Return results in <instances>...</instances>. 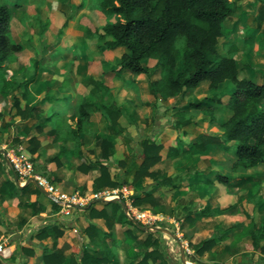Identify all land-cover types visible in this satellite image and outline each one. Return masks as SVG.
Instances as JSON below:
<instances>
[{
	"label": "rangeland",
	"instance_id": "obj_1",
	"mask_svg": "<svg viewBox=\"0 0 264 264\" xmlns=\"http://www.w3.org/2000/svg\"><path fill=\"white\" fill-rule=\"evenodd\" d=\"M3 1L8 4L11 12V35L14 40L19 41L22 45V50L15 55L16 58L13 61H6L5 67L11 69V67L26 65L27 68L25 70L20 69L19 72H15V79L23 81L24 77L34 71L33 62L37 60L34 81L26 87L28 88L27 97L23 98L21 96L22 87L17 89L16 93L14 92L19 99L20 107L32 105L35 107V111H26L28 115L25 114L26 117L23 118L17 113L16 108L12 104L11 96L0 94V149L4 151L3 155L10 150L14 155L23 156L21 154L22 149L24 148L28 151L31 146L28 142L30 135L38 140L39 145L42 140L43 143H46V141L53 142L55 146L56 143L52 139V135L49 134L53 126V120L44 123L41 131L36 130L32 123L41 122L44 117L63 111L66 114L75 116L77 115L78 104L82 103L89 116L84 123V131L81 134L83 139V143L79 147L81 157H77L76 153H73V157L77 158L79 163L98 159V161L106 163L114 179H120L123 178L124 174L123 170L116 166V161L125 159L127 165L129 162L134 161L135 167L131 168V172L125 176L126 183L115 188L120 189L124 186V188L132 189V193L140 192L155 185V180L150 176L135 178L134 175V170L142 161L140 151L143 150L146 142H149L151 145L161 146L156 151L159 155V160H161L156 165L153 164L150 170L158 172V179L163 176L168 177L179 189L182 188L181 190L184 191L182 196H178L172 194L171 190L168 192V190L162 189L163 195L158 198L159 201L156 206L157 209L160 207L162 211L154 214L156 218L136 220L133 218V213L129 208L128 210L125 208V211L123 209L128 218L139 221L143 227H163L176 235L174 238L165 231L157 230L156 236L161 240L162 251L166 259L150 260L151 263L182 264L180 245L178 243L180 241L188 264H211L213 262L218 264H264V256L261 258L259 251L253 250L249 241H242L238 247L232 248L229 245L231 240L229 239L218 243L212 252L197 254L193 251L192 245L202 239L206 231L213 228L215 223L212 220L203 219L200 223H197V227L194 229L189 225L187 226L186 220H181L182 218H180L181 206L194 208L202 205V193L208 188L203 180L201 182L196 181L188 175L192 173V170L200 169L201 167L204 168V175H206L215 167V170H220V172L228 175L231 174L233 181L229 188L232 193L229 195L225 194L227 193L224 192L226 187L218 184L219 188L214 190L213 198L218 195L222 204L235 203L237 208L235 214L229 215L224 220L222 219L220 223H223L224 226L231 223L242 225L251 220L255 225H258L264 215V165L252 169L238 168L232 170L233 148H230L229 151H223L216 144L212 146L207 154L216 161L213 164L206 159L199 158L200 156H197L196 152L187 156L184 155L185 153H181L183 155L178 159L168 157L169 147H171V151L174 146L179 147V140L184 141L183 134H188L191 138H194L200 132L207 133L210 132L211 127L216 128V124H213V126L212 121L209 120L210 116L206 112L207 104H205L203 109H192L184 106L187 103L186 99L194 101L204 96L211 97L212 100L208 98L206 102L214 107L215 112L218 111L220 113L215 117L216 122L220 123L231 113V110L224 106V102L232 91L233 84L229 80H225L217 89H208L206 87L208 85L207 81H202L193 91L188 93L186 98L164 101L152 97L148 93V82L158 77L157 68L149 76L133 74L128 71L122 72L121 76L115 75L119 57L125 49L122 46H117L113 49L103 48V42L109 37L99 36L100 31L98 29L105 21L114 20V17L99 8V0ZM241 1L248 3L244 6L241 5L242 2L240 4V9L242 8L244 12V23L248 26H254L256 23L255 13L260 10L258 5L260 0ZM236 14H238V9L235 10L233 15ZM230 21L231 18L228 17L225 23L229 24ZM225 23L223 22L225 30L223 36L225 37L223 39L219 38L217 44L220 52L228 49L227 39L229 37L227 35L229 34V28ZM259 38L256 41V37L251 39L254 46L250 50L245 51L246 47L243 46L237 58L239 76L249 78L254 83L261 82L262 73L264 72V43L263 47L260 45V48H256L258 50L254 49L259 40H264V31L261 32ZM243 43L248 44V41ZM248 54L253 56L254 60L249 63L250 67L246 69V66L241 67L243 66L241 59ZM241 63L242 65H240ZM153 64V59L146 61L148 66ZM215 98H219L221 102L218 103L213 100ZM106 105L114 110L121 109L117 120L124 127L122 134H108L113 139L115 151L107 161L102 158V150L94 139L96 133H106L108 131L105 124L107 118ZM219 109L223 110V112H220ZM73 116L70 118L72 125L74 124ZM177 118L179 120L189 118L190 122L179 124L175 127L174 124L177 122ZM26 127L30 128L28 132ZM55 140L58 139L56 138ZM185 141H188L187 138ZM38 153V156L25 153L23 157L29 159L36 169L41 173H45L51 181L52 175L49 173L47 166L48 162H50L48 157L53 155L55 151L48 154L47 157H45V151L41 152L38 150ZM1 154L0 178L9 173L8 164ZM240 175L244 177L250 175L251 180L240 182L237 180ZM87 180H89V177L85 178L83 186L78 187L81 194L88 192ZM259 180L262 182L260 183ZM30 184L33 185L32 183ZM105 189L113 188H103L97 191L92 189V191L98 192ZM117 194L119 197L123 195L122 192ZM256 197H258L257 200H255ZM5 200L7 199L0 195V237L10 238L8 243L12 246L13 252L7 258L8 261L20 264V257L24 256L23 248L32 249L26 246L27 236L29 235L25 230L26 219L18 212L20 208L18 204L15 206L12 199H9V202L4 204ZM96 202L93 201L90 205L94 206ZM45 203L50 204V201L47 199ZM135 209L147 210L150 214H153V209L149 210L133 206V210ZM55 212L57 211L55 210ZM118 215H120V212H118ZM79 219L78 217L77 229L70 233L67 232L60 240L61 248L56 246L57 249L55 251L59 249L62 255L66 256L70 252L75 254L82 250L83 245L84 249L89 252L96 254H102L100 252L107 253L104 248L109 244L110 240L106 245V242L98 234V238L88 242L87 237L82 235L80 230L85 222L82 221V218V220ZM53 222L56 223L57 220ZM126 227L125 225H118L117 234L114 232L115 237L118 236L117 238L121 239L124 236L123 231ZM133 231L138 238V241L135 242L136 245L146 238L149 231L155 230L145 228L134 229ZM34 234L35 232H32L30 237L32 238ZM52 241L53 235H51ZM50 245L51 243L49 242L40 251L34 264H46L43 259L44 254L55 253L50 248ZM114 250L118 252V257L112 259V264H129L130 260L125 257V250L121 244L115 246ZM243 252H246L248 257L240 258ZM248 258L251 260L250 263L247 262Z\"/></svg>",
	"mask_w": 264,
	"mask_h": 264
},
{
	"label": "trees",
	"instance_id": "obj_2",
	"mask_svg": "<svg viewBox=\"0 0 264 264\" xmlns=\"http://www.w3.org/2000/svg\"><path fill=\"white\" fill-rule=\"evenodd\" d=\"M98 6L114 17V20L105 21L98 29L99 36L109 37L103 42V48L113 49L122 46L125 49L119 57L115 75L121 76L122 72L128 71L133 74L149 76L157 68L158 77L148 82V93L152 97L164 101L168 98L181 99L204 80L208 81L210 89H217L225 80H229L233 84L232 91L224 102V106L231 110V114L221 123V131L215 134H197L194 142L187 143L181 152H191L193 149L204 150L206 143L215 142L222 150L227 151L233 148L232 170L238 167L247 169L264 165V72L261 83H254L248 78L240 77L234 58V53L237 50L236 45L232 44L230 50L225 54H221L217 50L218 38L225 34L223 22L234 10L235 5L232 0H99ZM10 19L11 12L8 4L0 0V94L3 96L9 94L17 113L25 118V114L28 115L26 111H35L36 109L32 105L20 107L19 99L14 91L23 85L27 86L34 80L37 60L33 62L34 71L22 82L17 81L14 73L5 67V62L13 61L16 58L15 55L22 50L21 43L14 40L11 35ZM149 59L154 60L152 66L146 65V61ZM19 69L22 70L21 67ZM23 95L25 96V92ZM214 100L221 102L219 98ZM205 104L208 106L206 112L210 116L209 120L213 121L214 107L206 102V97L189 101L184 106L203 109ZM105 107L107 117L105 124L108 131L96 133L94 139L102 150V158L107 161L115 151L113 139L108 134H122L124 127L117 120L121 109L114 110L108 105ZM65 114V111L51 114L44 117L41 122L32 123V126L36 130H41L44 123L53 120L49 134L60 139L63 144L73 141L75 144L74 153L81 157L79 149L83 143L81 134L89 113L84 105L79 103L77 115H71L74 120L73 125L68 123ZM176 121L175 127L190 122V119L179 120L177 118ZM29 129L26 127L27 132ZM28 142L31 145L28 151L31 154L35 153L39 146L38 140L34 136H30ZM160 147V145H151L146 142L143 150L140 151L142 161L134 170L135 178L150 176L155 180L154 186L174 187L175 184L168 177L163 176L158 179V172L150 170V167L159 160L156 151ZM63 151L64 146L60 145L58 151L48 157V160L58 163L59 156ZM176 151L178 150L175 149L174 152ZM128 165L125 163V159L116 161V166L121 168L124 174L120 179H114L106 163L98 161V159L89 162L82 161L77 169L85 173L93 169L99 170V174L94 178L92 184V189L97 191L125 184V176L131 172V168L135 167V162L131 161ZM10 172L9 170V174ZM201 176L202 173L195 171L193 179L200 181ZM242 179L248 181L251 180V177L246 176ZM204 182L205 184L217 183L228 186L230 176L215 172L212 179H206ZM154 186L132 193L130 195L132 206L153 209L152 213L154 214L161 213L162 209L156 207L159 199L152 194ZM30 193L40 194L41 191L29 184L18 186L12 177L5 178L0 184L1 196H18L19 206L30 207L32 211H43L45 209L43 204L37 200L30 202L27 199ZM103 203L104 207L100 210L89 205L86 211L90 217L105 218L110 229L108 232L98 231L92 226L88 234L92 240L100 235L106 245L110 240L109 244L104 246L107 253H90L82 247V250L75 254L70 252L63 256L59 249L55 251L57 249L56 237L61 234V231L55 227H44L37 233V236L53 235L50 248L55 251L54 254H44L43 259L46 264H112V259L118 257V252L114 250V247L120 244L124 247L125 257L130 260L129 264H154L150 260L166 259L162 251L161 240L156 236L157 230L149 231L146 238L140 241V244L135 245L138 238L133 230L141 229L139 226H142V223L139 221L135 223L123 212L122 204L125 203L123 196ZM51 206L54 210L58 209V205L54 201H51ZM232 212H234L233 204L215 209L209 206L194 208L183 206L180 218L193 224L205 217ZM114 221L127 226L123 231V239L115 237V233L112 231ZM232 227L233 225L228 228L217 225L209 236L203 237L192 245L193 251L203 254L212 249L228 237V231ZM239 234V236H248L251 239L252 249L258 250L261 258L264 256V215L258 225L250 221ZM23 251L26 256L32 254V251L27 248H23ZM241 255L243 258L248 257L246 252Z\"/></svg>",
	"mask_w": 264,
	"mask_h": 264
},
{
	"label": "crops",
	"instance_id": "obj_3",
	"mask_svg": "<svg viewBox=\"0 0 264 264\" xmlns=\"http://www.w3.org/2000/svg\"><path fill=\"white\" fill-rule=\"evenodd\" d=\"M232 1L234 2V5L235 6H234V10H233L232 14L230 16H228V17L231 18V21H230L229 24H226L225 21H226V19L228 17L224 20V23L229 28V34L227 35L229 37L227 39L228 49L227 50L224 49L223 51H221V52L218 51V52L221 53V54H225V51L230 50L232 44L236 45L237 50L234 53V58H235V61H236L237 68L239 70V64H238L237 58H238L239 52H241L240 50L242 49L243 46L246 47L244 49L245 51L250 50L254 46V43H252V40L251 39H255V37H256L255 41L258 40V39H260L259 37L261 36V32L264 31V3H263V0H260L258 2V5L260 6V10L257 13H255L256 23H255L254 26H248L246 23H244V19H243V16H244L243 13L244 12H243L242 8L240 9L241 5L244 6L245 4H248V3L246 1L242 2L241 0H232ZM241 2H242V4H241ZM237 9H238V14L233 15L234 12H235V10H237ZM258 34H259V36H258ZM224 37L225 36H221L219 38H222L223 39ZM219 38H218V40H219ZM244 41H248V44H244L243 43ZM263 43H264V40L263 41H260L259 40L257 42V46L254 49L255 50H258L256 48H260V45H262L261 47H263ZM217 50H218V48H217ZM253 58L254 57L251 56V55H249V54L248 55H245L241 59V61L243 62V66H241V67H245L246 66L247 67L246 69H248V67H250L249 63L252 60H254ZM240 65H242V63ZM20 67L22 69H24V70L27 68L26 65L25 66L24 65H19V66H16V67H11V69H8V68L7 69L10 72L14 73V75H15V72H19V70H20L19 68ZM23 79L25 80L26 77H24ZM262 80H261V82H262ZM33 81H31V82H33ZM31 82H29V84L27 86H24V85L21 86L22 89H23V91L21 93V96L23 98L27 97V92H28L27 89L28 88H26V87H28ZM207 83H208V81H207ZM206 87L208 89H210L208 87V85H206ZM194 89H192L191 91H193ZM14 92L16 93V90ZM24 92H25V96L23 95ZM186 96H185V98H186ZM204 97H206L207 100H208V98H211V97H208V96H204ZM174 99L177 100L176 98H168L167 100H174ZM211 100H212V98H211ZM189 101L190 100H187L186 99V102H189ZM173 106H175V105H173ZM224 109H225V107H224ZM219 111L220 112H223V110H221V109H219ZM219 114L220 113L218 111L215 112V114H214V120L212 121V125L213 124H216V128L215 127H211L210 132H207L208 134L219 133L221 131V123L230 116L229 115L228 117H226L224 120H222L219 123V122H216V120H215L216 119L215 117L217 115H219ZM67 115H68L67 121H68V123H70L72 125V123L70 121L71 115L66 114V116ZM200 133H206V132H200ZM54 137L55 136L52 135V139H54V142L56 143V145H55L56 147L53 145L54 144L53 142H47L46 141V143H43L42 140H41L38 149L36 150L35 153H33V155L38 156L39 155L38 150L41 151V152L45 151V154H46L45 157H47L48 154H50L51 152H54V151L57 152L58 149H59V147H60V145H63L64 146V151L62 152V154H60L59 159H58V163H56V161H50V162H48V165L47 166H48V169H49V173L52 175V177H51L52 180L50 182L58 190H63V191H65V190L66 191L77 190V191H80L78 189V187L83 186L85 184L84 183L85 182V178L89 177V180H87L86 184H87V189H88L87 191L88 192H91L92 191L93 180L99 174V170L98 169H93V170H89L86 173L85 172H80L77 169V166L80 163L77 161V158L73 157L74 156L73 155V153H74V146H75L74 142L73 141H68L65 144H63L60 141V139H58L57 137H55V138ZM56 138L59 141L58 140H55ZM186 138H187L188 141H185ZM183 139H184V141L183 140H179V145H178L179 147L174 146L171 149V151H170V148L171 147H169V151H168V155H169L168 157L169 158H171V159H178L179 157H181V155H183L181 153H184V152H181V150L184 149V147H186L187 143L194 142L195 137L194 138L193 137L191 138L188 134H183ZM214 144H216V143H214V142H208V143H206L204 150H196V149H193L191 152H186L184 155L187 156V155H189L191 153L196 152L195 154L197 156H200L199 158L206 159L210 163L213 164L216 161H214V159H212L207 154H208V151L212 148V146ZM54 147L57 148V150H55ZM175 149L178 150V151L174 152ZM229 150H227V151H229ZM223 151H225V150H223ZM8 153H13V152L9 150V151H7L5 153V155H3V153L1 154V152H0V154L2 155V157L4 159L6 158V156L8 155ZM25 153L27 155L31 154L29 151H26L23 148L22 151H21V154L24 156ZM232 153H233V151H232ZM77 157H79V156H77ZM160 160H158L155 163V165L157 163H159ZM238 168H240V167H238ZM247 169H252V168H247ZM154 170H156V169H154ZM195 171H198V172L202 173V176L200 177V179H201L200 182L202 180L204 182L206 179H212L214 177V173L215 172H220V170H215V167H213L210 170V173L204 175L205 170H204V168L201 167L200 169H194V170H192V173H190L188 175L189 177H191V179L194 178L193 177V174L195 173ZM220 173H222V172H220ZM223 174H225V173H223ZM226 175H228V174H226ZM228 176H230V183H229L228 186H225L226 189L224 191V192H227V193H225L227 195H229L230 193H232V190L229 189V188H230V185H231V183L233 181V177L231 176V174L228 175ZM247 176H250V175H247ZM10 177H12V179L15 182V177L13 175H10L9 173H7L5 176H3L2 178H0V184L2 183V181L5 178H10ZM242 177H244V176H241V175L238 176L237 177V180H239L240 182L244 181V180H242ZM237 180H235V181H237ZM259 181H260V183L262 182L261 180H259ZM28 184L31 187H35L34 184L33 185H31L30 183H28ZM206 185L208 186V188H207V186H205V188H207V189L204 191V193H202V205H199V206H209L210 208L215 209V208H220V207H226L227 205H229V204H225V203L222 204L221 203V199H220V197L218 195H216L213 198V195L212 194H213V192H214V190L216 188H219L218 187V184H206ZM177 188L178 187L176 185L174 187L168 186V185H157V186H154V190H153L152 194H153V196L158 197V198L159 197H162V195H163V190L162 189H165L166 191L168 190V192L171 190L170 192H172V194H176L178 196H182L184 194V191L181 190L182 188L181 189H179V188L177 189ZM120 189L126 190V192L124 193V198H125V203L124 204H127V203L131 202L130 201V195L133 192L132 189H130V188H128V189L127 188H124V186H122ZM4 199H7V200H5L4 204H7L9 202V199H12V202L15 203L14 204L15 206H16V204H18V201H19V197L18 196H14V197H4ZM27 199L30 202H33V201H36L37 200L39 203H41V204H43L45 206V209L43 211H39V210L32 211V209L30 207H21L20 206V208H19V211L18 212H20L22 214L23 218L26 219V222H25V230L29 234L27 236V240H26V244L27 245L26 246L29 247L30 249L32 248L31 249V251H32V254L31 255H29V256L24 255V256H21L20 257V261H21L20 264H34L35 261H36V259H37L38 254L40 253V251H42L43 248L49 242L52 243L51 242V235L44 236V237H41V236L38 237L37 236V233L42 228H44V226H47V227H55L56 229H58L59 231H61V234H59L56 237V246L58 248H61V245H60L61 238L64 237L67 234V232L70 233L71 231H75L77 229V226H78V224H77V222H78L77 221V218L78 217L80 218L79 220H82L83 219L82 221L85 222L84 225L81 227L80 230L82 232V235H84V236L87 237L88 242L92 241V239L90 238V236L88 234V232L90 231V229H91L92 226L94 227V229H96L98 231L100 230V231H107L108 232L110 230L108 228V224H107L105 218H103V217H90L87 214V211H86V208L87 207L84 208V209H82V210H80V211L75 212L72 217H61L52 208L51 201H53V200H52V198L50 196H47V195H45L42 192L40 194L30 193L27 196ZM47 199L50 201V204L45 203V200H47ZM257 199H258V197L255 198V200H257ZM109 200H107V201H109ZM111 200H113V199H111ZM105 201H99V202L97 201L94 204L93 207L95 209H97V210H100V209H102L104 207V203L103 202H105ZM231 204L234 205V212H232V213H223V214H218V215H214V216H211V217H205V218H203V219L212 220V222L215 223V225H214L213 228H210L208 231H206V233L204 234V237L209 236L214 231V229L216 228L217 225H221L223 228H228L231 225H233V227L230 228L229 231H228V237L226 239L222 240L221 242H224V241H227V240L231 239L229 245H231L232 248H236V247H238L239 243L242 242V241L243 242L249 241L251 243V239L248 236H239L240 235L239 233H241V231L250 223L251 220H249L248 223L242 224V225H236V223H231L229 225H225L224 226L223 223H220L222 221V219L224 220V218H228L229 215H233V214H235L237 212V208L235 206V203H231ZM131 206H132V204H131ZM183 206L184 205H182L181 208ZM122 209H123V207H122ZM144 209H146V208H144ZM54 216H56V217L53 218ZM203 219L198 220V221H196L193 224H190V222L187 221V226L189 225V226H191L192 228L195 229V227H197L196 226L197 223H200ZM55 220H57L56 223L53 222ZM118 225L121 226V223H119L118 221H114V223L112 224V231L113 232H115V233L117 232V226ZM32 232H35V234L31 238L30 237L31 236L30 234H32ZM194 232H192V233H194ZM0 239H8L9 240L10 238L9 237L1 236ZM121 239H123V237ZM245 239H248V240H245ZM82 247H84V246L82 245ZM214 247H216V246H214ZM214 247L212 249H210V250L205 251L204 253L212 252L213 249H214ZM90 253H92V252H90ZM240 258H243L242 255H241ZM244 258H246V257H244ZM250 261L251 260L248 258V261L247 262L250 263ZM5 264H19V263L18 262L17 263H15V262H9L8 259H7L6 262H5Z\"/></svg>",
	"mask_w": 264,
	"mask_h": 264
},
{
	"label": "built area",
	"instance_id": "obj_4",
	"mask_svg": "<svg viewBox=\"0 0 264 264\" xmlns=\"http://www.w3.org/2000/svg\"><path fill=\"white\" fill-rule=\"evenodd\" d=\"M6 163L8 164L11 175L16 176L18 182L22 184L29 178H33L37 184L43 187L50 193L52 200L58 205L57 214L61 217H72L75 212L84 209L90 202L100 199L109 200L112 198H119L118 192L124 193V189H105L98 192H87L81 194L77 190L63 191L58 190L50 182L48 177L38 171L35 165L26 157L14 155V153H8L6 156ZM125 208L131 210L133 218L136 220H146V218H156L154 214H150L147 210H133L130 202L124 204ZM125 211V210H124ZM127 212V211H126ZM8 239H0V263L5 264L7 258L10 257L13 252L12 246L9 245Z\"/></svg>",
	"mask_w": 264,
	"mask_h": 264
},
{
	"label": "water",
	"instance_id": "obj_5",
	"mask_svg": "<svg viewBox=\"0 0 264 264\" xmlns=\"http://www.w3.org/2000/svg\"><path fill=\"white\" fill-rule=\"evenodd\" d=\"M0 152H2V153H4V151H2V150H0ZM5 160H6V158H5ZM15 177V183L18 185V186H23V185H25V184H28V183H32V184H34V186L36 187V188H38L42 193H44L45 195H47V196H50V193L48 192V191H46L43 187H41V186H39L38 184H37V182L33 179V178H29V179H27L25 182H23L22 184H20L19 182H18V180H17V178H16V176H14ZM51 197V196H50ZM111 200V199H110ZM97 201H105L104 199H100V200H97ZM107 201V200H106ZM93 202V201H92ZM91 204V202L86 206V207H88L89 205ZM85 207V208H86ZM122 207H123V209L125 210V206H124V204H122ZM135 223H137L135 220H133ZM141 229H152V230H160V231H165V232H167L169 235H171L172 237H176V235L174 234V233H172L169 229H167V228H163V227H158V226H147V227H143V226H139ZM178 243H179V245H180V259H181V262H182V264H188L187 263V261H186V259H185V253H184V249H183V245H182V243L180 242V241H178ZM193 264H195V263H193Z\"/></svg>",
	"mask_w": 264,
	"mask_h": 264
}]
</instances>
